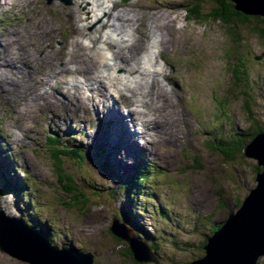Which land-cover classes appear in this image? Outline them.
Listing matches in <instances>:
<instances>
[{
	"label": "rangeland",
	"instance_id": "obj_1",
	"mask_svg": "<svg viewBox=\"0 0 264 264\" xmlns=\"http://www.w3.org/2000/svg\"><path fill=\"white\" fill-rule=\"evenodd\" d=\"M122 1L69 0L68 5L60 1L47 5L44 0H0V47L6 54L15 56L21 49L20 45H26L35 24L39 22L41 29L48 31V23L53 22L48 17L44 18V13L51 16L53 12L54 16L56 9L70 8L69 16L76 20L78 26H84V30L74 31L73 20H70L67 25L69 35L78 39L79 47L93 56L96 71L91 76L104 84L103 95L117 100L122 113H128L124 107L128 100L135 104L138 111L143 110L140 104L144 103L150 110L159 107L158 100L161 99L154 91L152 97H147L144 92L152 89L153 82L160 84L166 93L164 115L169 126L173 125V137L166 141L164 132L159 135L158 130L146 132L148 135L140 134L141 121L135 115L130 119L135 131L130 122L128 126L124 123L126 129L123 131L126 138L130 131L138 133L136 143L139 147H135V151L142 149L145 161L157 171L143 187L149 198L136 191L133 200H129L124 190L116 191L120 188L119 182L132 175L137 160V155L133 158L131 155L133 162H129V152L122 151L125 158L119 152L120 157L114 161L116 159L112 154L116 152L111 145L125 146L113 142L116 137L110 134L113 130H121L119 120L115 122L116 128L110 130L107 124L104 131L103 120L97 116L98 108H95L96 103L91 98L84 103L88 113L66 99L58 101L52 114L66 120L63 126L61 121L54 122L49 114L43 112V108L37 110L36 107H31L29 114L19 120L20 114L15 109L22 108V98L8 88V81L14 76L1 70L0 87L7 91L0 98V130L5 133L3 141L9 148L8 155L12 157L3 163L6 167L15 165L26 172L28 177L21 175L28 180V185L19 184L24 190L18 197L10 194L2 196L0 191V212L21 226L24 221L18 218L19 215L29 211L33 217H26L28 221L38 220L36 224L47 229V235L56 243L54 246H66L91 254L93 264H131L121 255L106 230L116 212L124 215L130 213L133 207L136 214L133 220L136 219L144 231L154 236L152 243L155 249H152L158 261L156 264H188L198 258V249L209 235V229L236 211L240 207L236 206L237 202H242L256 186L255 168L260 167L255 160L243 156L233 163H226L220 153L211 148L210 141L214 140L213 133L218 132V139L228 141L230 135L246 131L250 126L244 114V89L242 85L238 87L232 73L238 57L244 61L250 76L249 109L256 126L264 131V39L252 33V27L258 26L260 21L236 26L235 31L240 37L236 39L219 22L204 19L195 23L186 20L180 6L184 7L187 0ZM34 8L36 17L33 16ZM202 8L204 16L210 12L209 6ZM127 15L137 20L131 28L123 27L119 18L126 20ZM64 18H55V40L50 44L53 50L64 47L67 42L68 34L62 24ZM105 22L107 28L96 32L99 25ZM135 28L136 31H133ZM41 29L35 35L40 36L44 32ZM137 36L140 42L148 45L138 61L126 68L116 65L111 58L117 51V45L128 44ZM95 38L98 41L92 45L89 41ZM101 54L104 56L100 57ZM60 64L56 63L55 69L61 68ZM158 64L162 70L157 68L158 72L153 73ZM168 75L172 79L167 82ZM6 77L10 79L7 81ZM65 78L71 79L69 75ZM86 92L88 97L90 94ZM66 97L72 101L68 92ZM53 98L50 97V100ZM173 106L177 109L176 113ZM155 123L160 125L158 121ZM148 124L153 123L149 121ZM212 125L218 130H211ZM81 130L86 131V137L77 136ZM49 134H56L63 146L79 147L86 153L83 162L63 161L67 176L77 183H84L80 192L87 197L88 210L83 215H76L74 210L64 205L46 151L45 137ZM108 139L112 141L110 146L106 142ZM96 150H101L102 154ZM111 156L108 164L111 170L107 173L106 162ZM125 159L128 170L123 167ZM119 160L121 170L115 166ZM12 179L16 180L14 176ZM152 194L155 200L150 199ZM25 196L28 200L30 198V203L24 204ZM156 206L160 209L158 212L153 209ZM0 264L27 263L0 251ZM257 264H264V256L257 259Z\"/></svg>",
	"mask_w": 264,
	"mask_h": 264
},
{
	"label": "bare ground",
	"instance_id": "obj_2",
	"mask_svg": "<svg viewBox=\"0 0 264 264\" xmlns=\"http://www.w3.org/2000/svg\"><path fill=\"white\" fill-rule=\"evenodd\" d=\"M64 8L65 7L61 8L59 11L58 9H56V12H54V16H53V12L51 16L44 13L43 17L44 18L48 17L53 22V23H48V27H47L48 31L45 32L44 29H41L39 22L35 24L34 30L32 31V33H30L31 37H29L26 40V45H20L21 49H19L18 53L15 56H11L10 54L8 55V53L6 54L3 51V48L0 47L1 49L0 51V71L3 70L4 72H8L12 76H14V78L11 80H9L10 78L8 79L6 77V80L7 81L9 80L8 88H10L11 91L14 92L15 94L21 96L23 106L25 107V109H17V110L15 109V111L17 113L21 112L22 115L23 114L25 115L29 111L27 104H35L38 101H42V108H45L49 112H52L53 109L56 107L58 100L56 101V98H53L51 101L49 99L50 98L49 92L50 91L54 92L56 97L57 96L63 97V95L58 92L59 89L57 86L61 87L62 90L65 92H69L70 90L73 89L76 92V94L74 93L72 94V96H74L73 100L83 102V104L79 106L82 109H85L84 101H86V99L91 98L92 101L96 103L95 108H98L97 116L101 117L104 122L111 123L110 130H113L114 128L117 127L115 123L116 120H119L121 122V125H120L121 130L120 131L113 130L110 134H113L116 137V140L112 139L113 142H115L116 144L125 145L127 146V148H122L125 146H117V145L115 146L114 144H112L111 146L114 148V152H116V153H113L112 155H114V158L116 159L114 161H117V158L120 157L119 152H121L122 156H124L125 158V154L122 151H127L129 152V155H127V158H129L128 161L132 163L133 160L130 158V156L132 155V158H133L134 153H135V147L136 148L139 147L138 143H136V138L138 137V133L130 131L131 134L128 136V138H126L125 135L123 134V131L126 129L125 124L128 126L131 123L130 119L132 120L131 118L132 115H135L138 118V120L141 121L142 131L140 134L148 135L146 132H149V131L153 132L155 130H158L159 135L161 134V131L164 132L163 138H165L166 141H168L171 137H173V134H174L173 125L172 127L169 126L168 119L164 115L163 106H165L164 98H165L166 93L164 92L163 88H161L160 84L155 81L152 84V89L144 93L147 94V97L148 96L152 97L153 91H154V93L161 99V100H158V102L160 103L159 107L162 108L161 112H159V109H160L159 107H155L152 110H150L148 106L146 105V103L142 105L140 104L143 110L138 111L135 109V104L131 103L128 100L124 106L125 109H127L128 114L122 113L118 109V105L116 102L117 100L114 101L110 99V97L106 98L105 95H103L102 89L104 87V84L93 83V77L91 76V73H93L94 75V72L96 71V68L93 62V56H91L88 53V51H86L85 49H82V47L81 48L79 47L80 46L79 40L70 37L69 31L67 29V25H69L70 20H73L72 26H73L74 31H79V30L81 31V29L84 30V26H80V25L78 26L76 20L74 21V19H72L69 16L70 11H72L70 10V8L69 9H64ZM33 10H34L33 16L36 17L37 15H36L35 8ZM56 17H58L60 20L64 17L66 18V19L65 18L63 19L62 24L64 25L65 31H67L66 33L68 34V47L73 46V50H71L67 54H65L64 51H60V50H64V47H60L58 50H53L50 47V44L52 43V41L55 40L54 28L56 27V19H55ZM126 17H127L126 20L122 17H119L122 23V26L126 28L133 27L135 25V22H137V20L134 19V16H131V15H127ZM128 18L130 19V21H127ZM166 27H169V26H166ZM105 28H107V22L100 24L96 32H99L100 30H103ZM40 29L43 30L44 32L40 36L35 35L37 32L40 31ZM133 31H136V28ZM44 37L46 38L45 41H44ZM97 41L98 39L95 38L93 39V41L91 40L89 42L92 45H94ZM147 47L148 45H144L142 42H140L139 37L137 36L135 37V39L131 41V43L125 44L124 42V44H118L116 48L117 51L113 52L112 54L113 58L111 59L115 60L116 65L119 64L120 66H123L124 68H126V67H129L131 63H134L135 61H137L139 56L143 53L144 49H146ZM108 54L110 53L108 52ZM103 56H104L103 54L100 55V57H103ZM59 62H61L60 64L61 68L55 69V64ZM70 65H73V67L69 68ZM73 68H76V69H73ZM80 72H82L79 75L80 79L72 76L71 79H68L65 82L60 81L63 78V76L66 74L74 75ZM171 79H172L171 75L166 76L167 82L168 80H171ZM78 82H80L79 84L82 88L87 89L89 94H90V90H92L91 91L92 94L88 96L89 98L86 97V95H88L87 92H83L80 95V93L76 90L74 85H77ZM92 85L95 86L94 89H91ZM110 88L115 90L114 87L110 86ZM175 88H178V87L175 86ZM6 91H7L6 88L0 87V98L2 96H5ZM82 96L84 97L83 98L84 101L83 99H81ZM103 96L105 97V100H103ZM29 97H30V100L27 101L26 99ZM96 99H98L97 102H96ZM98 102H100L99 107H97ZM172 108L174 109L176 113L177 109L174 106ZM152 117H153V120H150ZM149 121H152L153 123V124H150V126L148 124ZM156 121H158L160 125L155 123ZM63 125L64 123L62 122V126ZM131 127L134 130V124H132ZM24 131L27 132V130H24ZM2 136H5V134L3 133ZM106 142L109 146H110V143H112L111 139L110 140L108 139ZM147 145H148V142H147ZM4 152H5L4 156L7 157L6 154H9L8 151L7 152L4 151ZM126 161L127 160L125 159V164L123 165V167L124 168L126 167V169L128 170L129 166L126 164ZM115 166H117V168L121 170L119 168V166H121V160H119V163L116 164ZM25 202L30 203V201L28 200V197L25 198Z\"/></svg>",
	"mask_w": 264,
	"mask_h": 264
},
{
	"label": "water",
	"instance_id": "obj_3",
	"mask_svg": "<svg viewBox=\"0 0 264 264\" xmlns=\"http://www.w3.org/2000/svg\"><path fill=\"white\" fill-rule=\"evenodd\" d=\"M50 2L51 0L48 1ZM226 3L230 4L241 19L264 20V0H227ZM243 155L255 160L261 169L255 176L256 186L247 193L240 207L218 224L216 226L218 230L206 239L202 247L204 255L189 264H256L257 259L264 256V132L257 134L244 146ZM57 185L64 205L74 210L76 215L85 214L88 210L87 205L79 203L61 183ZM106 232L114 239L119 252H124L126 248L135 262L157 263L147 244L137 238L133 231L117 218L112 219L111 226ZM0 251L27 264H93L91 254L51 247L38 232L21 228L6 219L2 212Z\"/></svg>",
	"mask_w": 264,
	"mask_h": 264
},
{
	"label": "trees",
	"instance_id": "obj_4",
	"mask_svg": "<svg viewBox=\"0 0 264 264\" xmlns=\"http://www.w3.org/2000/svg\"><path fill=\"white\" fill-rule=\"evenodd\" d=\"M227 1V0H226ZM225 0H187L184 4V7L180 6V8L183 9L185 12V18L189 22H195V23H201L206 20H212L219 22L223 27H225L228 32L233 35L236 39L240 38L238 36V33L235 31L236 26H247L249 23L260 21L258 26H253L252 27V33L255 34L256 36L264 39V20H260L259 18H240V15L235 13L232 10V7L230 4L226 3ZM209 6L210 12L206 14L205 16L202 14L204 6ZM263 27V29H261ZM254 59V58H253ZM237 62L235 65V69H233L232 73L233 76L235 77V80L237 81L238 87L242 85V88L244 89L243 96H244V114L246 118L248 119V122L250 124L248 130L246 131H237L233 133L232 135L229 136L228 141H224L221 139L217 138V133H213L212 136V142L210 141V144L212 145L211 148L214 151H217L220 153V156L223 158V160L227 162H235L236 160L240 159L243 157V148L245 145L249 144L253 140V138L262 132L257 125L256 122L253 120V115L251 110L249 109V94L250 90L249 89V79L250 76L248 74V71L245 69V64L244 61L242 62L240 60V57L237 58ZM249 91V92H248ZM258 127V128H257ZM214 125L211 126V130L217 131V129H213ZM48 143L45 144L48 148L46 151L49 153V159L51 161V166L53 169V172L56 176V179L58 183H61L62 187L64 189L71 193L78 201L79 203L87 204V197L83 195V193L80 192V190H83L81 187V184H84L82 181L81 183H77L76 181H73L70 176H67L65 171L63 170V161L64 159L67 160H78L79 162H83L86 158V154L82 148L75 147V146H69L70 148L65 149V147H62V142L58 136L52 135L48 136ZM216 145V146H214ZM103 164V163H102ZM151 166L144 165V169L138 168L136 169L131 176L128 178L124 179L125 182L123 185H121L118 190H124V193L129 195L130 200H133V195L137 191L140 193V191L143 189L144 185L148 182V175L152 172ZM261 169H258L257 167L255 168V174H257ZM256 176V175H255ZM160 181V180H159ZM15 187L10 186L1 176L0 173V191L1 195L5 196L6 194H11V192L16 196L17 193L20 191L18 190L19 186L14 185ZM13 188H16L15 190ZM12 191H9L11 190ZM16 192V193H15ZM27 192V191H26ZM111 201V200H110ZM113 201V200H112ZM27 203V202H26ZM241 201H238L236 206L241 205ZM155 212H158L160 209L156 208ZM128 211V210H127ZM131 211V212H130ZM130 213H125L124 215H119L118 212L114 214V218H117L118 221H123L126 223L127 227L130 228L136 235V237H139L142 241L148 240L147 243L151 244L149 245L152 252L155 249V245L152 243L154 240V236L148 233L147 231H144L139 224L137 223V220H133L134 217H136V214H134V209L133 207L129 210ZM28 216H32L31 213L28 212ZM26 212L22 213V215H19L18 218L23 220L24 222L22 223V226L27 228V229H32V230H37L40 231L41 234L46 238V240L54 245L56 243L49 235H47V229L42 226H38L36 223H38V220H32L31 222L28 221L26 217ZM22 217V218H21ZM131 217V218H130ZM33 221L35 223H33ZM137 226V228H136ZM217 224H214L210 229H209V235L206 236L205 240L211 236L214 231H217ZM142 236H141V234ZM52 239V240H51ZM204 241L201 244V248L198 249V258L202 257L204 255V251L202 250V247L205 245ZM154 248V249H152ZM121 255L125 256L128 261H130L131 264H139L135 262L131 256V253L129 250L121 253ZM157 260V259H156ZM158 262V261H157ZM143 264V263H141ZM189 264V263H188ZM257 264V263H256Z\"/></svg>",
	"mask_w": 264,
	"mask_h": 264
}]
</instances>
